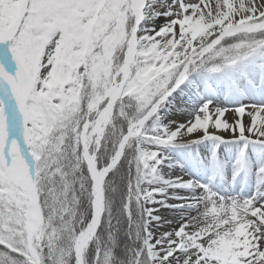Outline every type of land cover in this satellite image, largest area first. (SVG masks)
<instances>
[{"label":"snow or ice","instance_id":"obj_1","mask_svg":"<svg viewBox=\"0 0 264 264\" xmlns=\"http://www.w3.org/2000/svg\"><path fill=\"white\" fill-rule=\"evenodd\" d=\"M0 264H264V0H0Z\"/></svg>","mask_w":264,"mask_h":264},{"label":"bare ground","instance_id":"obj_2","mask_svg":"<svg viewBox=\"0 0 264 264\" xmlns=\"http://www.w3.org/2000/svg\"><path fill=\"white\" fill-rule=\"evenodd\" d=\"M191 2H196V0H191ZM234 118H235V117H234V114L231 113V112H229V113L226 115V119H228L229 122H231ZM178 120H179V122H184L185 117H184V116H179V119H178ZM244 120H245V123H248V117H247V116H245ZM225 135H228V134L225 133ZM185 178H187V177H185ZM165 215H168V214L165 213ZM176 226H177V225L174 224V225H172V228H175ZM165 230H171V228H169V227L166 226L164 229H160L159 231H165Z\"/></svg>","mask_w":264,"mask_h":264},{"label":"rangeland","instance_id":"obj_3","mask_svg":"<svg viewBox=\"0 0 264 264\" xmlns=\"http://www.w3.org/2000/svg\"><path fill=\"white\" fill-rule=\"evenodd\" d=\"M157 23H158V24H161V23H163V20L158 21ZM176 119L178 120V119H179V116H177ZM178 121H179V120H178ZM176 227H178V225H177Z\"/></svg>","mask_w":264,"mask_h":264}]
</instances>
